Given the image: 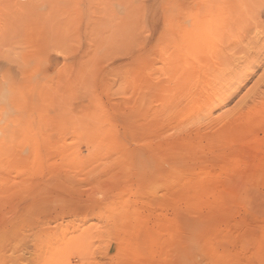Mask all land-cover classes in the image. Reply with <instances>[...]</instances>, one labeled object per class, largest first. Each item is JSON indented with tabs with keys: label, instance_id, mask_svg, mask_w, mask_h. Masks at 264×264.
I'll use <instances>...</instances> for the list:
<instances>
[{
	"label": "rangeland",
	"instance_id": "374dc122",
	"mask_svg": "<svg viewBox=\"0 0 264 264\" xmlns=\"http://www.w3.org/2000/svg\"><path fill=\"white\" fill-rule=\"evenodd\" d=\"M0 264H264V0H0Z\"/></svg>",
	"mask_w": 264,
	"mask_h": 264
}]
</instances>
